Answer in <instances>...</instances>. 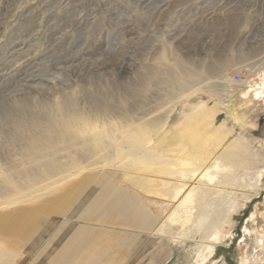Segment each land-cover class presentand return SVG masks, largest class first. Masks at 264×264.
I'll list each match as a JSON object with an SVG mask.
<instances>
[{"label":"rangeland","instance_id":"rangeland-1","mask_svg":"<svg viewBox=\"0 0 264 264\" xmlns=\"http://www.w3.org/2000/svg\"><path fill=\"white\" fill-rule=\"evenodd\" d=\"M263 48L264 0H0V203L18 201L0 205V217L107 173L161 197L165 264H264ZM200 104L214 115L196 114ZM61 114L74 115L75 135L43 148L42 127ZM136 129L152 159L126 156L51 189L71 162L28 184L45 149L68 163L79 142ZM193 169L178 200L165 194ZM189 190V221L168 227ZM5 248L14 264L34 257Z\"/></svg>","mask_w":264,"mask_h":264},{"label":"crops","instance_id":"crops-1","mask_svg":"<svg viewBox=\"0 0 264 264\" xmlns=\"http://www.w3.org/2000/svg\"><path fill=\"white\" fill-rule=\"evenodd\" d=\"M195 111L214 115L203 104ZM61 190L36 207L0 217V264H14L5 247L22 259L33 254L29 264H165L155 233L160 196L107 173L82 176Z\"/></svg>","mask_w":264,"mask_h":264},{"label":"bare ground","instance_id":"bare-ground-1","mask_svg":"<svg viewBox=\"0 0 264 264\" xmlns=\"http://www.w3.org/2000/svg\"><path fill=\"white\" fill-rule=\"evenodd\" d=\"M262 50L263 51H259L257 53L256 58L259 60V62L255 66V69H257V66L264 61V48ZM260 53H262L261 56H259ZM228 94L229 93H227V95ZM105 112H106L105 109L100 110L101 114H104ZM70 115L69 114L68 115L67 114H61L60 118L58 119L59 122L57 125L53 124V123H48L42 127L43 134H44V137L46 139L45 144L41 145L42 147L44 146V147L52 148L53 151H56L55 148H57V147L54 146V141L56 139H58V138H66V139L73 138V136L75 135V132H76V128H77L76 127L77 123H75L74 121H77V120H75V119L73 120V117H74L73 114H70ZM81 120L83 121V119H81ZM136 121H138V119H136ZM154 121H156V120H154ZM80 123H82V122L80 121ZM113 126L114 125L111 122V126L108 129L109 132L114 130V128H112ZM119 126H121V128H124V130H126L128 127V124L119 123ZM96 134L98 136L97 132H96ZM143 134H145V132L143 133L140 131V129H136V130H133L132 133L122 132L121 134H119L117 132H114V135L106 134L105 135L106 139H101V140L98 136L99 142H96L94 144L92 142L88 143L87 139L82 143L79 142V144H78V142L77 143L75 142L76 144L80 145V148L78 149V151H75L72 154L71 160H69L68 163H63V162H60L58 159H56L55 153H51L53 151H49L51 153V155L48 156L49 153H48L47 149H45V151L42 150L43 152H42L41 156L37 159V163L40 167H42V171L38 172V173L36 172L37 174L31 176L29 181H28V184L34 185L36 183H39L40 181H47L56 175H60L61 173H63L65 170H67L69 168V164L71 162L75 165L72 167L74 169L70 170V171L68 170L69 171L68 174L66 173L67 174L66 176H63L59 181L55 182V184L51 186V189L58 187L63 181H65L69 177L77 176L78 173H80L84 170H89L92 168H103V167H110L111 168L114 165V163L117 161V159L121 160V159L126 158V156H129L134 161H136V164L139 163L137 161H140L139 159H141L142 157L147 158V160L152 159L151 153H145L146 151L144 153H142V150H144L141 147V141L144 138ZM145 147H148V146H145ZM122 152H124V154H121ZM88 157L94 158V160H97V161L99 160V161L98 162L95 161V163L89 162V161L86 162ZM159 160L161 161V159H159ZM163 160L164 159H162V161ZM83 161H84V164H83ZM143 161H144V159H143ZM145 161H146V159H145ZM127 162H130V161H127ZM130 163H134V162H130ZM118 166L121 167V169L124 168V170L125 169L128 170V166H125L124 162H121ZM129 167H131V166H129ZM138 167L140 168V166H138ZM132 168H134V167H132ZM139 168H138V170H139ZM133 170H135V169H133ZM134 173H136V172H134ZM197 173H198V171H197ZM195 175H196L195 170L193 172H191V174H189V175H187V174L185 175V173L181 172V177H180V175H179V177L181 178V180L183 179V181H181V182L178 181L177 184L175 183L176 185L174 188L166 189L165 194H167L172 199H174V198L176 199L178 195H180L181 193L183 194V191H185V189L187 187V182H185V181H191L192 178L195 177ZM180 178H177V179L180 180ZM208 179H210V177ZM159 192H161V191H159ZM153 193H155V192H153ZM177 200H178V198H177ZM22 201H23V199H22ZM174 201H176V200H174ZM193 201L194 200H193L192 193L189 190L186 194H184V196L182 197V199L178 203V209H176L175 212H173L171 215H169V217H167L166 220L163 221V223L166 224L168 227L177 225L179 223L186 224L192 215L191 206L193 204ZM16 202H18V201L12 200L9 202H2V203H0V205L1 206L9 205V204H13ZM182 208H184V213H185L183 215L184 217L180 216L181 214H180V212H178ZM163 223L160 226L159 230H161L162 228L164 229Z\"/></svg>","mask_w":264,"mask_h":264},{"label":"built area","instance_id":"built-area-1","mask_svg":"<svg viewBox=\"0 0 264 264\" xmlns=\"http://www.w3.org/2000/svg\"><path fill=\"white\" fill-rule=\"evenodd\" d=\"M239 80H240L239 75H238V74H234L233 77H232V81H233L234 83H238Z\"/></svg>","mask_w":264,"mask_h":264}]
</instances>
